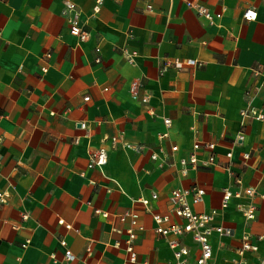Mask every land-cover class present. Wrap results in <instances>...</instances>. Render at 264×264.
I'll return each mask as SVG.
<instances>
[{
	"label": "crops",
	"instance_id": "crops-1",
	"mask_svg": "<svg viewBox=\"0 0 264 264\" xmlns=\"http://www.w3.org/2000/svg\"><path fill=\"white\" fill-rule=\"evenodd\" d=\"M71 1L88 33L82 43L69 34L63 0H0V264H171L172 237L155 234L151 214L134 201L157 194L150 210L178 224L168 196L191 187L205 192L193 210L215 212L214 225L232 231L210 237L213 263L257 264L264 254V120L242 112L264 114V0H197L221 15L213 23L183 0ZM247 10L255 20L243 19ZM123 49L135 53L131 63ZM175 59L181 69H164ZM194 143L215 145V166L182 177L150 158L174 145L172 160L187 157ZM99 149L108 158L103 172L87 167ZM236 178L256 195L221 209V191H236ZM249 202L256 215L246 222L236 206ZM126 212L143 228L134 263L125 250L130 223L120 219ZM245 235L257 251L240 257ZM181 240L195 256L190 237Z\"/></svg>",
	"mask_w": 264,
	"mask_h": 264
},
{
	"label": "built area",
	"instance_id": "built-area-1",
	"mask_svg": "<svg viewBox=\"0 0 264 264\" xmlns=\"http://www.w3.org/2000/svg\"><path fill=\"white\" fill-rule=\"evenodd\" d=\"M185 6L188 9L193 10L199 17H202L209 23H213L214 20L219 19L221 15L219 13L212 14L208 9L199 5L197 0H183ZM65 4V9L67 11L68 18V31L71 36H74L78 39L79 42H85L88 38V33L83 29L79 22V11L77 5L73 3L71 0H63ZM150 9V7H148ZM256 18V13L252 10H247L243 13V19L245 21H253ZM123 53L128 60V62H132L135 53L123 49ZM50 54H46L45 58L49 59ZM99 62V61H98ZM173 66L175 69H181L183 67V63L179 59H175L172 62H168L164 69L167 66ZM186 66H195L197 65L194 60H187L184 62ZM42 71L45 72L46 69L42 68ZM138 84L137 82H132L129 87V91L133 94H137ZM85 101L88 98L84 99ZM143 105H146L148 102L147 97H144L141 100ZM243 116L253 117L256 120H264L263 113H257L256 111L250 109L248 111L242 112ZM163 124L165 127H169L170 120L163 119ZM85 125L81 124V128H84ZM167 137V134H160L157 136L158 140H163ZM235 140L241 142L243 140V134L239 133L236 135ZM77 142V141H75ZM112 147H116L118 144L117 138L111 139ZM215 145L213 143H194L192 145V150L188 154L187 157L180 158L178 160H172L171 157L178 152L177 146H172L170 148V153H163L162 158H159L155 153H152L150 158L153 161L157 159H161L160 166H171L177 169V173L184 177L190 171H195L201 168H208L211 166H215V154H214ZM199 151H205L208 153V157L206 159H199L196 155ZM228 159L231 158V153L226 155ZM244 159L248 158V155L245 154ZM107 153L104 149H99L96 151H92L89 153L88 165L89 169H98L100 172H103L105 166L107 165ZM228 171H230L228 169ZM235 183L238 186L236 191H231L229 188H224L222 192L221 198V209H226L232 199L241 200L242 198H250L256 195V192L252 188H243L241 186V180L236 178ZM205 192L203 189L199 187H191L190 189H174L170 192L168 196V200L171 206L172 215L179 221L178 224H171L170 217L168 215H161L159 213H154L150 210L149 200H156L157 194H152L151 198H139L134 202H137L143 206L146 212L151 214L152 221L154 223V233L167 238L172 237L167 242L168 248L172 253V263L171 264H214L213 263V252L210 244V237L213 233H216L219 237L222 236H230L232 231L229 228H225L222 226L214 225L216 219L215 212L209 213H197L193 210V206L201 203L202 198ZM260 199L264 201V194L259 195ZM6 202V195L0 192V204ZM238 212L242 215L246 222L254 220L256 215V207L253 203H244L238 204L236 206ZM96 214H102L104 217H107L106 214L95 210ZM121 221L129 220L130 228L127 230V239L125 241V250L129 254V263H134L136 261V255L133 248V242L136 239V231H142L143 228L140 227L137 223V217L135 214L126 212L120 217ZM22 220H27V215H22ZM60 224H64L63 221H59ZM69 229V226H65ZM189 236L193 244L197 248V254L195 256L191 255L189 248L182 243L181 238ZM258 240H264V235H261ZM61 246L66 248L65 241H61ZM256 252L257 247L253 246L250 242L249 236L245 235L242 239L241 249L239 250V255H242L245 252ZM65 257L68 261L72 260L73 257L69 250L66 249ZM193 257V260H192ZM232 264H244L241 259L233 262ZM257 264H264V254L260 258Z\"/></svg>",
	"mask_w": 264,
	"mask_h": 264
}]
</instances>
